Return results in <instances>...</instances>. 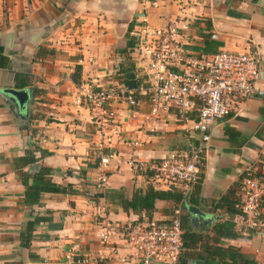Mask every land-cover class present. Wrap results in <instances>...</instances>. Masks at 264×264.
I'll return each instance as SVG.
<instances>
[{"label":"crops","instance_id":"0c3cea01","mask_svg":"<svg viewBox=\"0 0 264 264\" xmlns=\"http://www.w3.org/2000/svg\"><path fill=\"white\" fill-rule=\"evenodd\" d=\"M181 18L190 22L178 38L188 55L256 52L261 71L256 88L264 91V0H0V46L10 60L0 69V264H64L69 254L93 259L99 252L104 264H139L123 239L138 215L125 212L119 197L129 199L148 186L168 188L153 184L132 164L188 154L205 134L210 140L201 166L200 204L188 205L213 219L212 226L195 231L186 206L176 210L170 200H156L151 219L168 223L175 210L193 231L210 234L217 222L232 219L214 207L219 198L237 189L245 173L264 180V96L237 102L206 128L195 113L189 121L179 120L174 108L152 115L148 97L138 91L144 76L134 55L139 26L164 28ZM16 74L26 76L29 86L22 89L31 90L25 120L2 95L4 89L22 90L15 85ZM115 80L136 83L137 106L111 105L114 119L102 129L108 136L107 159L96 164L102 131L82 95ZM27 150L37 158L48 153L38 163L51 169L52 183L64 189L42 194L32 209L23 203L24 186L12 165ZM102 176L106 183L98 187ZM36 215L50 219L35 227L30 247L24 248L20 234ZM111 227H116L110 235L114 256L100 243L101 233ZM220 247L236 248L264 264L262 234L221 237ZM195 261L205 264L196 258L187 263Z\"/></svg>","mask_w":264,"mask_h":264},{"label":"built area","instance_id":"2783aa9c","mask_svg":"<svg viewBox=\"0 0 264 264\" xmlns=\"http://www.w3.org/2000/svg\"><path fill=\"white\" fill-rule=\"evenodd\" d=\"M189 25L187 18H181L164 28L150 27L146 23L139 26V41L134 55L142 64L144 76L138 91L148 97L152 115L174 108L179 120L189 121V115L195 113L198 124L209 128L224 119L237 102L264 96V91L256 88L261 77L260 59L251 50L221 51L211 56L188 55L178 38L179 32L187 30ZM138 91L137 88L128 89L123 82L115 80L104 88H88L82 97L101 132L103 126L114 119L111 105L125 103L128 108L135 109L137 101L134 95ZM209 140L210 135L205 134L188 154L172 153L156 162H135L132 168L159 187L170 189L183 185L187 189L198 177ZM107 144L108 136L102 131L96 147L101 164L107 159L106 153H103ZM96 183L102 187L106 177L98 178ZM263 195L264 181L248 172L239 185L242 215L232 218L239 231L251 230L264 235V215L260 209ZM114 228L100 235L101 246L111 256L116 252L110 241ZM181 234L176 218L169 223L143 219L128 225L123 239L130 248L131 259L139 264H177L183 249ZM104 262L105 256L99 252L93 259L69 254L64 264Z\"/></svg>","mask_w":264,"mask_h":264},{"label":"trees","instance_id":"16d2710c","mask_svg":"<svg viewBox=\"0 0 264 264\" xmlns=\"http://www.w3.org/2000/svg\"><path fill=\"white\" fill-rule=\"evenodd\" d=\"M9 65L10 60L4 54V50L0 46V69L8 68ZM72 78L74 82H78L75 75H73ZM15 83L16 87L20 89L29 86L26 76L21 74L15 75ZM33 91L35 93L39 92L36 89H33ZM134 98L136 101H138L137 93L134 95ZM189 118L191 120L196 119L191 114L189 115ZM47 155L48 153L42 152L41 156L37 158L34 155V151L27 150L22 157L15 158L12 162L13 168L18 173V175H20L24 186L23 203L26 207L31 209L34 206L39 205L42 194L59 193L64 191L62 187L52 183L50 178L52 172L51 169L40 167V169L32 176L24 172V169L27 166L37 163L40 159ZM98 163H100L99 158L96 159V164ZM201 169L202 167H200V171L195 182L188 185L187 189L170 188L167 191H159L155 190L152 186H148L144 190L136 189L129 199L120 196V205L125 212H132L133 214L138 215L137 222L142 221L141 217L143 214L145 216L144 218L151 219L152 213L155 209L154 202L156 200L173 201L177 207L176 210L180 211L181 209V211H185L184 199L186 194L189 192L188 203L198 206L200 204V190L202 182ZM246 175L247 173L243 174L239 180L237 189L229 190L226 195H223L219 198V200L214 205L215 208L224 209V213L229 214L232 218L236 215H242L239 185L241 180L246 177ZM252 175L257 177L255 174ZM28 178H31L30 183L27 182ZM261 206L264 207V195L260 199V207ZM175 218L178 219L180 224V229L182 231L181 239L183 243V249L178 257L177 264H188L187 261L194 258L202 260L205 264H257L254 259L246 257L236 248L220 247L221 237L238 238L242 237L243 233H253L251 230L239 231L232 219L217 222L213 226L210 234H204L193 231L187 218L183 215H180L179 213L176 214L175 210H173L170 221ZM49 219L50 217H42L38 215L29 219L20 234L21 246L24 248H29L33 239V231L35 227L39 223ZM79 259L80 258L75 260L77 261Z\"/></svg>","mask_w":264,"mask_h":264},{"label":"water","instance_id":"95a60500","mask_svg":"<svg viewBox=\"0 0 264 264\" xmlns=\"http://www.w3.org/2000/svg\"><path fill=\"white\" fill-rule=\"evenodd\" d=\"M125 86L128 89H135L136 83L133 80H130L125 84ZM2 95L13 105V107L20 111L19 117L22 120L27 119L29 106L32 100L30 89H4L2 91ZM40 167L41 164L37 162L28 166L25 169V173L32 175L37 172ZM188 196V194L185 196L184 205L186 206L187 212L190 215L191 226L195 231L206 232L212 226L213 219L206 217V215L198 208L188 205ZM194 264H202V262L195 261Z\"/></svg>","mask_w":264,"mask_h":264}]
</instances>
